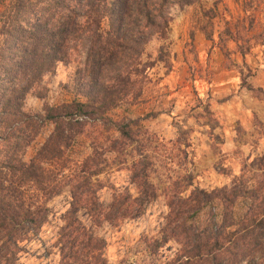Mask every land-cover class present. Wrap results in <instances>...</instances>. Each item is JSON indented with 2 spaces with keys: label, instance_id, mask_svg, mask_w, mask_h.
Listing matches in <instances>:
<instances>
[{
  "label": "rangeland",
  "instance_id": "obj_1",
  "mask_svg": "<svg viewBox=\"0 0 264 264\" xmlns=\"http://www.w3.org/2000/svg\"><path fill=\"white\" fill-rule=\"evenodd\" d=\"M140 58L152 65L136 83L139 95L111 109L106 122L98 120L96 128L78 133L79 143L66 153L74 160L89 154L100 158L103 171L92 180L101 182L97 196L104 205L118 194L154 197L122 208L113 223L96 225L79 208L85 247L80 245L76 256L61 238L70 201L65 186L47 202L46 221L22 237L5 264H156L178 247L173 237L156 246L163 236L167 196L228 185L244 167L245 178L257 172L251 161L264 156V0L174 6L167 35L152 38ZM77 66L78 59L58 63L40 82L43 96L37 89L29 92L24 109L43 112L45 104L70 101L79 88ZM130 119L135 121L130 135L111 143L120 139L117 123ZM52 128L49 121L43 124L25 159ZM144 180L146 187L139 185Z\"/></svg>",
  "mask_w": 264,
  "mask_h": 264
},
{
  "label": "trees",
  "instance_id": "obj_2",
  "mask_svg": "<svg viewBox=\"0 0 264 264\" xmlns=\"http://www.w3.org/2000/svg\"><path fill=\"white\" fill-rule=\"evenodd\" d=\"M198 1L0 0V263L14 256L22 237L42 226L47 202L65 186L70 201L61 238L76 249V256L78 247H85L79 208L99 225L115 222L124 207L152 200L155 193L140 192L136 198L118 194L104 205L97 196L101 182L92 180L103 171L100 158L89 154L74 160L66 150L79 143L78 133L96 128L98 120L106 122L111 109L139 95L136 83L152 65L140 58L145 46L167 35L174 6ZM74 59L79 88L72 99L45 104L43 112L25 110L29 92L37 89L43 96L38 89L43 76ZM48 121L51 133L25 159L26 149ZM134 122H118L120 139L111 143L129 136ZM252 164L257 170L252 178L244 177V167L228 185L167 196L163 236L156 246L173 237L178 247L171 258L156 264L263 263L264 156ZM139 185L146 187V180Z\"/></svg>",
  "mask_w": 264,
  "mask_h": 264
},
{
  "label": "built area",
  "instance_id": "obj_3",
  "mask_svg": "<svg viewBox=\"0 0 264 264\" xmlns=\"http://www.w3.org/2000/svg\"><path fill=\"white\" fill-rule=\"evenodd\" d=\"M80 119H82V117Z\"/></svg>",
  "mask_w": 264,
  "mask_h": 264
}]
</instances>
